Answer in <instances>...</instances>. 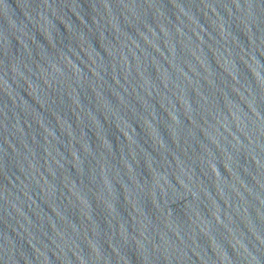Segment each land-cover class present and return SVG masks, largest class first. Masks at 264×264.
Masks as SVG:
<instances>
[{
  "label": "water",
  "instance_id": "1",
  "mask_svg": "<svg viewBox=\"0 0 264 264\" xmlns=\"http://www.w3.org/2000/svg\"><path fill=\"white\" fill-rule=\"evenodd\" d=\"M0 264H264V0H0Z\"/></svg>",
  "mask_w": 264,
  "mask_h": 264
}]
</instances>
